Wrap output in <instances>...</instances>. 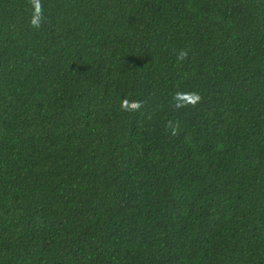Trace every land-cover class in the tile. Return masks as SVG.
Returning <instances> with one entry per match:
<instances>
[{
    "label": "trees",
    "instance_id": "1",
    "mask_svg": "<svg viewBox=\"0 0 264 264\" xmlns=\"http://www.w3.org/2000/svg\"><path fill=\"white\" fill-rule=\"evenodd\" d=\"M0 264H264V0H0Z\"/></svg>",
    "mask_w": 264,
    "mask_h": 264
},
{
    "label": "clouds",
    "instance_id": "2",
    "mask_svg": "<svg viewBox=\"0 0 264 264\" xmlns=\"http://www.w3.org/2000/svg\"><path fill=\"white\" fill-rule=\"evenodd\" d=\"M193 97H194V102H196V101L199 100V97L198 96H195V94H193ZM135 107L138 109L140 107V104L137 103Z\"/></svg>",
    "mask_w": 264,
    "mask_h": 264
}]
</instances>
